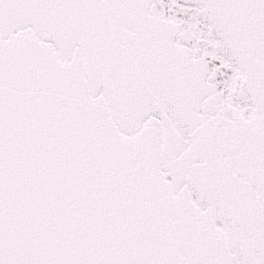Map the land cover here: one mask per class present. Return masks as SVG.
<instances>
[{
  "label": "snow or ice",
  "instance_id": "obj_1",
  "mask_svg": "<svg viewBox=\"0 0 264 264\" xmlns=\"http://www.w3.org/2000/svg\"><path fill=\"white\" fill-rule=\"evenodd\" d=\"M0 264H264V0H0Z\"/></svg>",
  "mask_w": 264,
  "mask_h": 264
}]
</instances>
